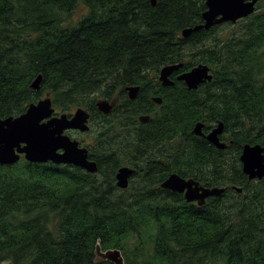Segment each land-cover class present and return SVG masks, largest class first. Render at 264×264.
Listing matches in <instances>:
<instances>
[{
    "label": "trees",
    "instance_id": "16d2710c",
    "mask_svg": "<svg viewBox=\"0 0 264 264\" xmlns=\"http://www.w3.org/2000/svg\"><path fill=\"white\" fill-rule=\"evenodd\" d=\"M206 9V0H0V117L46 92L61 112L85 107L98 163L96 173L23 157L0 165V264H114L98 246L120 249L124 264H264V179L250 181L240 160L245 144L264 146V0L246 19L183 37ZM173 63L208 64L213 80L166 93L159 74ZM130 84L142 86L137 100ZM115 96L111 114L98 110ZM145 99L153 106L137 104ZM199 121L205 131L223 121L228 147L193 133ZM123 165L136 168L126 189L115 177ZM173 172L226 191L188 202L161 187Z\"/></svg>",
    "mask_w": 264,
    "mask_h": 264
},
{
    "label": "water",
    "instance_id": "95a60500",
    "mask_svg": "<svg viewBox=\"0 0 264 264\" xmlns=\"http://www.w3.org/2000/svg\"><path fill=\"white\" fill-rule=\"evenodd\" d=\"M259 0H206L207 9L203 12L204 22L193 27L183 29L182 35L187 38L192 33L201 29H210L215 25L227 22H237L254 13ZM156 6L158 0H151ZM183 63H173L164 66L160 70L159 79L164 85H174L170 75L178 71ZM179 78L184 80L187 87L198 89L201 84L212 81L213 74L208 64L200 63L192 67L189 71L180 74ZM43 75L39 74L31 83L35 90L41 88ZM129 98H137L140 90L139 85L127 86ZM159 103L161 97H155ZM98 109L109 114L114 103L106 99L97 101ZM55 107L49 94L38 102L31 103L25 112L17 116L0 117V165L16 164L23 156L32 163H47L75 165L90 173L98 171L97 161L89 158L88 148L81 146L79 140L65 134L67 129H77L81 132L90 130V112L87 108L79 106L71 116L67 113L55 115ZM141 121H147L148 116H141ZM205 123L199 121L193 128V133L205 136L206 139L219 149L227 148L226 141L221 139L225 132V123L219 121L209 132H204ZM240 160L243 164V172L249 180L264 179V146L261 144L247 143L242 148ZM135 169L124 165L117 173V185L121 189H126L130 184V177ZM162 188L172 192L181 193L188 202H197L204 205L208 198L221 196L226 191V187L205 186L199 180L185 178L178 172L171 173L161 184ZM239 192L241 187L235 186ZM98 256L113 262L114 264H124L122 251L117 248L102 250L97 248Z\"/></svg>",
    "mask_w": 264,
    "mask_h": 264
},
{
    "label": "flooded vegetation",
    "instance_id": "af4514ba",
    "mask_svg": "<svg viewBox=\"0 0 264 264\" xmlns=\"http://www.w3.org/2000/svg\"><path fill=\"white\" fill-rule=\"evenodd\" d=\"M260 1V0H259ZM259 1L257 2V4H256V9H257V5H258V3H259ZM254 12H256V10L254 11ZM253 14V13H252ZM250 16V15H249ZM248 16V17H249ZM248 17H246V18H248ZM246 18H244V19H246ZM242 20V19H241ZM182 73V71H175V72H173L171 75H170V79H172L173 81H174V85H164V84H162V90L164 91L165 90V92L168 90V88L169 87H173V86H175L176 85V83H177V81L178 82H182V83H185L186 84V82L185 81H183V80H181L180 78H179V76H180V74ZM130 85H139L140 86V90H139V94H140V92H141V89H142V86L140 85V84H130ZM127 86H129V85H127ZM127 86L125 87V89H126V94H127V96H129V91L127 90ZM186 86H187V84H186ZM164 87V88H163ZM167 93V92H166ZM48 94H50L49 92H46L45 93V95L43 96V98H45ZM139 94H138V96H139ZM138 96H137V98H138ZM155 96L157 97H161V99H162V102L161 103H159V102H157L156 100H155ZM50 97H51V95H50ZM116 98H114L113 100H112V102L115 104L114 105V107H113V109H112V111L109 113V114H111L112 112H113V110H114V108H115V106H116V104L120 101V98L118 97V96H115ZM151 99H152V101L155 103L154 105H156V106H161V105H163V103H164V98L162 97V95H157V94H151ZM52 98V97H51ZM137 98H135L136 100H137ZM154 98V99H153ZM42 99V98H41ZM128 99L130 100V101H134V100H132V99H130L129 97H128ZM39 101V100H38ZM37 101V102H38ZM53 101V100H52ZM137 104H139V106L140 107H146V108H148L149 106H153L152 104H150L149 103V101L147 100V99H145V100H142L141 102H139V103H137ZM53 106H54V104H53ZM55 107V106H54ZM76 109V108H75ZM75 109H74V111H75ZM55 113L53 114V116H55V115H60V114H62V113H67L69 116H71L72 115V113L74 112H70V111H64V112H61L60 110H58L56 107H55ZM103 113V112H102ZM105 114V113H104ZM109 114H105V115H109ZM141 116H148V120L147 121H141L140 120V117ZM90 118H91V116H90ZM150 118H151V114L150 113H142V114H140V115H138L137 116V120L139 121V122H141V123H146V122H148L149 120H150ZM203 122V121H202ZM198 123V122H197ZM89 124H90V127L92 128V125H91V120L89 121ZM100 124H102V121H101V123ZM100 124H99V126H100ZM215 126H213L212 128H209L207 131H205V129H206V124H205V127H204V132L205 133H209L213 128H214ZM91 128H90V130H88V131H86V132H81V131H79V130H77V129H67L66 131H65V134H67V135H70L72 138H74V139H77V140H79V142H80V145L81 146H85V147H88V151H89V158L90 159H92L91 157H90V148H89V145H91V143L93 142V138H91V135H90V131H91ZM74 134H76V135H80L79 136V138L80 139H78V138H76L75 136H74ZM84 135H87V136H89L90 138H91V140L89 141V142H87V143H85L83 140V138L81 137V136H84ZM223 136H224V133L221 135V139L223 140V141H226V140H224L223 139ZM203 137H205V136H203ZM227 142V141H226ZM227 144H228V142H227ZM23 157V156H22ZM94 160V159H93ZM96 161V160H95ZM117 173V172H116ZM115 177H116V175H115ZM117 179V178H116ZM249 179V178H248ZM254 180H256V179H254ZM259 180V179H258ZM250 181H253V180H250ZM116 182H117V180H116Z\"/></svg>",
    "mask_w": 264,
    "mask_h": 264
},
{
    "label": "rangeland",
    "instance_id": "374dc122",
    "mask_svg": "<svg viewBox=\"0 0 264 264\" xmlns=\"http://www.w3.org/2000/svg\"><path fill=\"white\" fill-rule=\"evenodd\" d=\"M85 11H86V8L83 5H80L79 8L77 9L76 13H74L73 16H72L73 21L77 20L78 17H80L81 15H83L85 13ZM73 111L74 110H72L71 112H73ZM74 136L76 138L80 139L79 138L80 135L78 136V135L74 134ZM81 137L84 139L83 141L85 143H87V142H89L91 140V138L89 136H87V135H84V136H81Z\"/></svg>",
    "mask_w": 264,
    "mask_h": 264
},
{
    "label": "bare ground",
    "instance_id": "6f19581e",
    "mask_svg": "<svg viewBox=\"0 0 264 264\" xmlns=\"http://www.w3.org/2000/svg\"><path fill=\"white\" fill-rule=\"evenodd\" d=\"M192 27H193V26H192ZM213 27H214V26H213ZM211 28H212V27H211ZM205 30H206V29H205ZM208 30H209V29H208ZM197 32H198V31H197ZM183 65H184V64H183ZM182 67H183V66H182ZM182 67H181V68H182ZM181 68H180V69H181ZM180 69H179V70H180ZM179 70H178V71H179ZM182 73H183V72H182ZM182 73H181V74H182ZM159 81H160V79H159ZM183 81H184V80H183ZM161 83H162V81H161ZM162 84H163V83H162ZM41 86H42V85H41ZM31 87H32V86H31ZM32 88H33V87H32ZM163 88H164V87H163ZM125 90H126V89H125ZM189 90H190V89H189ZM126 92H127V91H126ZM49 96H50V94H49ZM128 97H129V96H128ZM155 97H156V96H155ZM115 98H116V97H115ZM153 99H154V98H153ZM106 100H108V99H106ZM111 100H112V99H111ZM135 100H136V99H135ZM109 101H110V100H109ZM110 102H112V101H110ZM114 105H115V104H114ZM119 105H120V104H119ZM97 107H98V106H97ZM117 107H118V105H117ZM98 110H99V109H98ZM99 111H100V110H99ZM90 116H91V113H90ZM227 147H228V146H227ZM87 148H88V147H87ZM225 149H226V148H225ZM96 155H97V154H96ZM160 161H161V160H160ZM241 162H242V161H241ZM242 165H243V164H242ZM123 166H124V165H123ZM127 166H130V165H127ZM130 167H132V166H130ZM132 168H134V167H132ZM81 169H82V168H81ZM134 169H135V172H134V174L130 177V184H131V179H132V177H133V176L135 175V173H136V168H134ZM116 180H117V179H116ZM130 184H129V186H130ZM119 188H120V187H119ZM164 189H165V188H164ZM170 191H171V190H170ZM111 249H112V248H111ZM117 249H118V248H117Z\"/></svg>",
    "mask_w": 264,
    "mask_h": 264
}]
</instances>
